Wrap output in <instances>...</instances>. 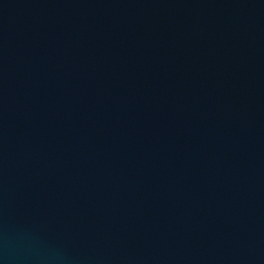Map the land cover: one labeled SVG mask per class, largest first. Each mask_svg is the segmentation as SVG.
Masks as SVG:
<instances>
[{
    "label": "water",
    "instance_id": "water-1",
    "mask_svg": "<svg viewBox=\"0 0 264 264\" xmlns=\"http://www.w3.org/2000/svg\"><path fill=\"white\" fill-rule=\"evenodd\" d=\"M0 264H264V0H0Z\"/></svg>",
    "mask_w": 264,
    "mask_h": 264
}]
</instances>
